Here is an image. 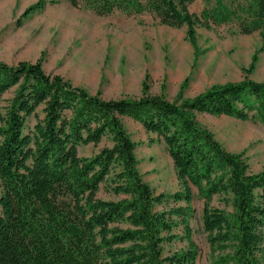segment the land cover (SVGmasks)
<instances>
[{
    "label": "trees",
    "instance_id": "1",
    "mask_svg": "<svg viewBox=\"0 0 264 264\" xmlns=\"http://www.w3.org/2000/svg\"><path fill=\"white\" fill-rule=\"evenodd\" d=\"M67 1L98 16L150 13L163 25L186 27L192 44L198 28L232 22L240 34L258 32L264 41V0H202L199 15L189 10L196 0ZM256 62L254 54L239 82L192 98L182 86L172 101L150 94L145 84L139 97L104 99L46 74L40 61L0 62V101L14 89L0 113V264H198L189 223L193 189L203 202L211 264H264V171L252 173L242 153L227 151L199 121L200 115L255 116L264 126V79L249 77ZM124 117L155 136L150 144L164 145L179 191L156 194L143 181ZM103 138L112 146L78 155L80 145ZM109 180L111 192L124 198L97 197ZM215 198L223 208L213 205ZM169 201L172 206L155 210ZM176 239L186 247L164 256V246Z\"/></svg>",
    "mask_w": 264,
    "mask_h": 264
},
{
    "label": "rangeland",
    "instance_id": "2",
    "mask_svg": "<svg viewBox=\"0 0 264 264\" xmlns=\"http://www.w3.org/2000/svg\"><path fill=\"white\" fill-rule=\"evenodd\" d=\"M230 3L231 0H225ZM43 3L29 15V7ZM202 0L190 5L199 15ZM264 44L258 32L240 34L232 22L198 28L195 43L186 35V27L163 25L150 13L125 15L114 11L98 16L91 10L74 8L67 0H0V62L10 66L40 61L46 74L58 75L76 87L104 99L139 97L143 85L152 95H163L172 101L183 86V95L192 98L214 85L239 82L244 78L254 54L257 62L249 75L264 79ZM14 96V89L0 101V113ZM43 117L42 108L37 111ZM199 121L212 132L229 152L242 153L252 173L264 171V126L257 117L240 121L225 116L200 115ZM35 123L28 119V127ZM124 127L135 143L137 169L156 194L172 195L180 190L176 171L162 143L150 144L152 137L131 118H123ZM109 138L93 146L80 145V157H91L105 147ZM111 180L101 185L97 197L117 201L123 195L110 190ZM194 209L190 218L192 240L199 249L198 264H211L207 234L201 221L203 202L193 189ZM171 201L155 207L160 211L172 206ZM213 205L223 208L220 199ZM186 247L176 239L164 246L167 256Z\"/></svg>",
    "mask_w": 264,
    "mask_h": 264
}]
</instances>
